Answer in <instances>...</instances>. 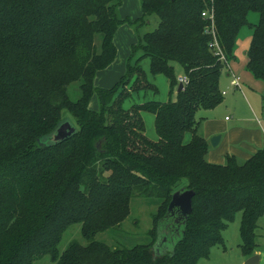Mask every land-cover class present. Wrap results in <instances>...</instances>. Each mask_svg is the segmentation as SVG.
Instances as JSON below:
<instances>
[{
  "label": "trees",
  "instance_id": "obj_1",
  "mask_svg": "<svg viewBox=\"0 0 264 264\" xmlns=\"http://www.w3.org/2000/svg\"><path fill=\"white\" fill-rule=\"evenodd\" d=\"M139 2L141 17L130 21L117 16L120 0H0V264H33L43 256L52 264H197L222 244L237 213L239 248L246 258L254 255L264 216V146L241 164L231 156L209 164L196 114L222 102L219 79L227 66L209 47L214 40L228 65L240 30L249 26L246 69L264 81V0ZM249 13L258 14L256 24ZM152 15L156 29L139 38L131 55L149 58V74L165 77L171 93L179 84L174 65L186 84L174 102L125 109L133 92L156 91L139 59L110 89L95 88L93 80L115 59L118 27ZM74 82L80 95L72 102L66 90ZM95 94L99 112L89 109ZM63 110L77 133L39 147L37 139L56 128ZM144 113L154 117L156 140L145 135ZM179 188L194 192L192 212L178 236L171 219L166 223L176 238L170 253L156 255L153 243L119 249L93 240L128 217L136 194L160 203L150 232L156 240ZM75 224L87 243L72 242L60 254L62 236Z\"/></svg>",
  "mask_w": 264,
  "mask_h": 264
},
{
  "label": "rangeland",
  "instance_id": "obj_2",
  "mask_svg": "<svg viewBox=\"0 0 264 264\" xmlns=\"http://www.w3.org/2000/svg\"><path fill=\"white\" fill-rule=\"evenodd\" d=\"M130 0H120V6L117 9L118 18L122 19L124 16H129L131 20L135 21L141 17L140 12V4L139 0H136V7L129 3ZM130 20V21H131ZM247 20L249 24L254 25L258 22V14L257 13H249ZM135 24L129 25L125 24V29L119 32L117 40V48L119 52L118 62H116V66L111 68L115 74H123L126 71V66L128 62L133 64L136 59H139V65L143 69V71L147 75L148 83L155 86L156 91L154 92L152 89H141L137 93L133 92L127 99L124 100L123 107L125 109L129 108L134 104H141L144 102H158V103H166V102H174L176 96L174 93L170 94V89L168 85V81L163 76L152 77L149 74V58H140L141 52L137 51L132 53V47L128 46L127 37L128 31L132 33L135 37V44H138L139 38L147 33L152 32L156 29L158 25V18L154 15L147 16L145 19V23L138 21ZM123 25V24H122ZM121 26V25H120ZM128 30V31H127ZM247 33H250V36ZM252 35V29L249 26H245L241 30V34L239 35V44L241 43V47L244 46L246 48L249 47L250 40ZM96 43H99V38H96ZM129 51V55L126 57V54ZM123 60H125V67L122 70H118L121 67ZM124 66V63H123ZM175 75L178 76L183 72L180 66L174 65ZM222 86L221 91H225L226 86L229 84V80L227 78H222L221 80ZM104 86L111 84V82L104 81ZM94 86L96 88L102 87V84L97 81ZM66 94L72 102H75L79 98V82H74L67 87ZM239 94V93H238ZM232 95V93H230ZM89 109L95 112H99L100 103L97 95H93L90 103ZM204 110H199L196 114V119L204 117ZM222 113V116H227L231 118V112H224L225 109L220 106L214 112ZM61 117L63 119H67L71 122L72 125L75 126L74 119L68 114L67 111L63 110L61 112ZM143 121L145 124V135L147 138L151 140H155L156 134L153 128V115L149 113L143 114ZM76 127V126H75ZM190 133H186L184 135L183 142L186 143L190 140ZM186 185V181L183 180L179 187ZM181 189V188H179ZM178 189V190H179ZM159 201L152 198H146L143 196L134 195L129 204V215L128 217L117 227L112 228L108 231L98 233L94 236L93 240L97 242L104 243L111 248H119V249H131L135 246L139 245H149L153 243V249L155 253L158 254H166L170 253L175 244L176 238L168 237L167 240L165 238L161 239L160 234H158L156 240L152 237L150 232L153 231V216H155ZM240 214L237 213L234 216L233 221L227 226V228L222 232V244L214 246L210 249L209 255L207 258L200 259L197 264H244L247 260L246 257L242 254L239 246L241 244L239 227H240ZM164 224L159 227L163 228ZM81 224H75L70 226L63 234L61 242L59 243L57 249L61 254L70 243L77 242L81 245H86V241L81 236ZM160 240L162 243H160ZM33 264H52L51 258L49 256H43L37 259Z\"/></svg>",
  "mask_w": 264,
  "mask_h": 264
},
{
  "label": "crops",
  "instance_id": "obj_3",
  "mask_svg": "<svg viewBox=\"0 0 264 264\" xmlns=\"http://www.w3.org/2000/svg\"><path fill=\"white\" fill-rule=\"evenodd\" d=\"M129 3L136 7V0H130ZM125 18L131 20L129 16H124L122 19ZM125 27H127L125 24L119 26L114 34L113 43L116 48V56L113 63L106 69L97 72L95 75L93 85L97 81L102 84V87H98V89L112 88L126 72L125 71L123 74H115V72H113L119 58L116 45L118 40L116 38L119 32L124 30ZM241 30L235 41V59L228 63L227 68L222 71L219 79V89L222 86L221 80L223 77L229 80V84L226 86L225 91H221L220 89V92L224 93L222 95V102L212 110H204V117L198 120V134L207 143L205 160L212 165H223L226 158L229 156L233 157L237 163L241 164L250 159L252 155L264 146V81L255 79L246 69V52L249 47L246 48L244 46L242 48L241 43L239 44L238 37L241 34ZM248 34L250 36V33H247V36ZM127 43L130 47L137 45L135 44V37L130 31H128ZM128 55L129 51L125 59ZM112 67L113 69H111ZM123 67H125V60H123L118 70H122ZM180 77H184L183 72L177 76V79ZM234 78H238L240 86L238 89L234 88L232 84ZM104 81L105 83L111 82V84L104 86ZM173 93L176 96V91ZM230 93H232V95H230ZM170 94L172 93L170 92ZM220 106L225 109L224 112H231L232 117L228 118L227 116H222L220 111H218V113L214 112ZM217 135L220 136V139L217 145L212 148L209 140ZM255 236L256 248L254 255L259 256V264H264V216L261 217L257 223Z\"/></svg>",
  "mask_w": 264,
  "mask_h": 264
},
{
  "label": "water",
  "instance_id": "obj_4",
  "mask_svg": "<svg viewBox=\"0 0 264 264\" xmlns=\"http://www.w3.org/2000/svg\"><path fill=\"white\" fill-rule=\"evenodd\" d=\"M183 89V84L179 83L176 89V93H179ZM77 133V129L74 125L71 124L67 119H63L60 121L56 128L48 135L37 139L36 143L39 147H49L55 146ZM220 136H214L209 140L210 146L213 148L217 145ZM194 197V192L192 190H188L182 188L176 192H174L171 196L170 202L167 207L166 216L163 221L158 225V233L160 234L161 239L165 238L167 240L168 237L174 238L170 236L171 230L169 229V225H174L177 228L175 229L176 235L178 236L180 233V228L183 227L185 221L190 216L192 212V198ZM171 219V223L169 222ZM169 222V223H168ZM168 223L169 225H166ZM163 226V228L159 227ZM166 225V226H165ZM158 236V235H157ZM159 237V236H158ZM163 242V241H162ZM160 240V243H162ZM153 252L154 249L152 248ZM155 253V252H154ZM158 255V253H155ZM244 264H259V256L253 255L244 262Z\"/></svg>",
  "mask_w": 264,
  "mask_h": 264
},
{
  "label": "built area",
  "instance_id": "obj_5",
  "mask_svg": "<svg viewBox=\"0 0 264 264\" xmlns=\"http://www.w3.org/2000/svg\"><path fill=\"white\" fill-rule=\"evenodd\" d=\"M201 17L205 18V17H206V13H205V12L202 13V14H201ZM206 31H207V30H206ZM209 47H210L211 49L214 50V55H215L220 61L225 62V63H226V66H228V65H227V61L225 60V56L222 54V52H221V50L219 49V47H218V45H217V42H216L215 40L212 41V42L209 44ZM177 80H178L179 83L183 84V86H184V84H186V78H185V77H180V78H178ZM232 84H233L234 88H237V89L240 88V86H239V82H238V78H234ZM221 94L223 95L224 93H221Z\"/></svg>",
  "mask_w": 264,
  "mask_h": 264
}]
</instances>
